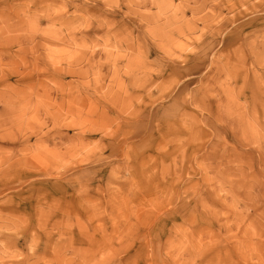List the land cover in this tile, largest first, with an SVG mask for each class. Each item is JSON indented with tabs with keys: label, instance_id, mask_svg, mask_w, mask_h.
<instances>
[{
	"label": "rangeland",
	"instance_id": "1",
	"mask_svg": "<svg viewBox=\"0 0 264 264\" xmlns=\"http://www.w3.org/2000/svg\"><path fill=\"white\" fill-rule=\"evenodd\" d=\"M0 264H264V0H0Z\"/></svg>",
	"mask_w": 264,
	"mask_h": 264
}]
</instances>
